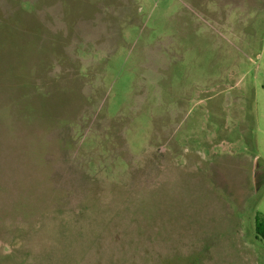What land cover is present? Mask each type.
Returning <instances> with one entry per match:
<instances>
[{"label": "rangeland", "instance_id": "1", "mask_svg": "<svg viewBox=\"0 0 264 264\" xmlns=\"http://www.w3.org/2000/svg\"><path fill=\"white\" fill-rule=\"evenodd\" d=\"M264 0H0V264H264Z\"/></svg>", "mask_w": 264, "mask_h": 264}, {"label": "trees", "instance_id": "2", "mask_svg": "<svg viewBox=\"0 0 264 264\" xmlns=\"http://www.w3.org/2000/svg\"><path fill=\"white\" fill-rule=\"evenodd\" d=\"M255 229L257 235L264 239V215L263 216L258 215L256 217Z\"/></svg>", "mask_w": 264, "mask_h": 264}]
</instances>
